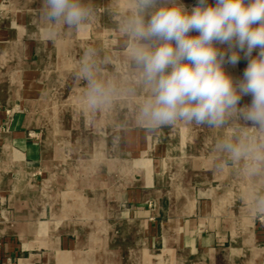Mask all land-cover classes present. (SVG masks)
<instances>
[{
    "label": "rangeland",
    "instance_id": "374dc122",
    "mask_svg": "<svg viewBox=\"0 0 264 264\" xmlns=\"http://www.w3.org/2000/svg\"><path fill=\"white\" fill-rule=\"evenodd\" d=\"M14 1L12 4V0H3V11L17 15L12 25L22 28L24 35L28 33L36 50L25 58L30 62L32 74L31 85L23 86L27 97L22 109L32 120L43 121L34 125V137L36 141L46 140L50 147L45 176L50 178L51 191L46 200H52L57 209L56 215L53 211V215L48 212L45 217L49 225L44 234L46 244L30 250V255H25L29 259L19 264H50L48 258L53 260L51 264H220L215 261L214 249L189 250L166 245L159 235L151 237L142 223L139 226L138 221H130L132 216L126 205L121 204L122 191L117 186L128 183L130 177L125 168L121 173L118 163L127 158L129 150L125 147L133 132H150L138 118L139 105L147 90L139 83V72L127 55V40L120 31L123 12L130 6V0H85L94 8L89 23L80 29L58 26L53 40L42 37L45 25L40 15L42 0ZM182 2L191 9L197 0ZM214 2L209 0L210 4ZM3 11L0 10V18ZM89 49L95 50L97 77L114 82L117 87L113 102L99 111L85 106L87 82L81 65ZM257 54L258 49L252 56ZM240 55L237 65L225 66L237 81L243 78L248 64L244 54ZM17 90L20 98L22 87ZM76 97L81 102L76 103ZM251 99L250 95L243 96L240 106L250 104ZM5 112L10 119L15 110ZM151 132L172 192H184L187 183L193 185L194 191L206 193L216 208L222 210L227 226L231 223L241 234L253 210L255 224L263 230L264 216L256 214V202L264 198V170L252 175L254 163L250 157L234 161L218 151L217 144L222 139L237 138L247 146L264 144V133L248 128L239 117L222 128L177 121ZM199 178L204 180L196 182ZM103 179H108L109 190ZM30 184V193L34 194L30 207L38 210L35 195L39 184L37 180ZM232 208H237L238 213H231ZM247 252L248 249L243 250L237 260L228 259L222 264H262L261 260L249 261Z\"/></svg>",
    "mask_w": 264,
    "mask_h": 264
},
{
    "label": "clouds",
    "instance_id": "9594fccd",
    "mask_svg": "<svg viewBox=\"0 0 264 264\" xmlns=\"http://www.w3.org/2000/svg\"><path fill=\"white\" fill-rule=\"evenodd\" d=\"M40 15L43 39L53 40L58 26L85 27L94 8L85 0H42ZM120 31L147 90L138 118L148 131L177 121L222 128L239 117L264 133V0H197L191 9L182 0H130ZM241 53L248 64L237 81L225 66L237 65ZM94 56V49L85 53L81 72L87 82L86 106L99 111L113 102L117 87L97 77ZM249 95L251 103L240 106ZM217 150L234 161L250 157L252 175L264 170V144L222 139ZM256 203V214L264 216V198Z\"/></svg>",
    "mask_w": 264,
    "mask_h": 264
},
{
    "label": "crops",
    "instance_id": "0c3cea01",
    "mask_svg": "<svg viewBox=\"0 0 264 264\" xmlns=\"http://www.w3.org/2000/svg\"><path fill=\"white\" fill-rule=\"evenodd\" d=\"M12 1V4L16 2ZM4 6L0 0V10L3 11ZM1 16L0 264H19L21 260L29 259L25 255L30 250L46 244L44 234L49 225L45 217L48 212L53 215V211L56 215L57 209L52 200H46L51 186L49 176H45L49 160L48 152L44 153L45 140L36 141L34 137V125L43 121L32 120L22 109L27 97L23 86L31 85L29 78L32 74L30 62L25 58L36 50L28 33L24 35L22 28L12 25L17 19L16 14L10 12L8 15L3 11ZM20 86L23 92L18 98L17 87ZM8 109L15 110L10 119L5 112ZM47 147L50 149L48 143ZM125 148L129 153L118 166L122 173L128 165L130 180L119 183L117 187L122 191L121 204L126 205V211L132 216L130 221H138L139 226L143 224L151 237L159 235L166 245H178L189 250L214 249L215 261L220 264L228 259L237 260L240 252L246 249L249 261L258 263L261 260L264 264V227L262 231L258 229L253 210H250L246 218L247 228L241 234L231 223L227 226L222 210L216 208L206 193L194 191L193 185L187 183L184 192H172L153 132H133L131 142ZM105 175L108 178L109 173ZM31 176H36L40 188L35 195L38 210L30 207V200L34 198L30 193V182H35ZM203 180L199 178L196 182ZM108 182V179L102 180L109 190ZM46 183H49L48 187ZM238 211L237 208L230 210L231 213ZM37 234L42 238H37ZM227 250L228 253H223ZM214 251L220 253L217 255Z\"/></svg>",
    "mask_w": 264,
    "mask_h": 264
},
{
    "label": "bare ground",
    "instance_id": "6f19581e",
    "mask_svg": "<svg viewBox=\"0 0 264 264\" xmlns=\"http://www.w3.org/2000/svg\"><path fill=\"white\" fill-rule=\"evenodd\" d=\"M62 47H63V46H62ZM63 48H64V47H63ZM65 66H66V65H65ZM65 91H66V90H65ZM118 92H119V91H118ZM146 92H147V91H146ZM144 93H145V92H144ZM120 94H121V92H120ZM85 97H86V96H84V99H85ZM119 98H120V97H119ZM80 99H81V98L76 97V98H75L76 103H78V101L81 102ZM84 99H83V100H84ZM85 102H86V101H85ZM69 104H70V103H69ZM74 105H75V104H74ZM60 106H61V105H60ZM85 106H86V105H85ZM67 107H68V105H67ZM71 107H72V106H71ZM80 107H81V106H80ZM80 107L77 106L76 108L79 109ZM116 107H117V106H116ZM74 108H75V107H74ZM85 108H86V107H85ZM85 108H84V109H85ZM58 109H59V108H58ZM78 109H76V110H78ZM87 109H88V108H87ZM73 111H74V110H73ZM70 114H71V113H70ZM72 117H73V116H72ZM64 118H65V117H64ZM64 118H63V119H64ZM64 120H65V119H64ZM64 120H63V121H64ZM70 121H71V120H70ZM73 123H74V122H73ZM65 125H66V123H65ZM67 125H68V124H67ZM67 127H68V126H67ZM61 139H62V138H61ZM45 141H46V140H45ZM47 143H48V142L46 141V142H45V145H44V153H47V152H48ZM49 148H50V147H49ZM45 155H46V154H45ZM47 158H48V157H47ZM125 168L127 169V166H125ZM48 185H49V183H46V187H47ZM51 185H52V184H51ZM176 217H177V216H176ZM120 244H121V243H120ZM122 245H123V244H122ZM117 246H118V245H117ZM122 248H123V247H122ZM111 251H112V250H111ZM122 251H123V249H122ZM107 253H108V252H107ZM112 253H114V252L112 251ZM62 255H63V254H62ZM107 256H108V255H107ZM126 256H127V255H126ZM63 257H64V256H63ZM53 259H54V258H53ZM64 259H65V258H64ZM147 260H148V259H147ZM161 260H162V259H161ZM52 261H53V260H51V259H49V258L47 259V263H50V264H51ZM138 261H139V260H138ZM54 264H56V263H54Z\"/></svg>",
    "mask_w": 264,
    "mask_h": 264
}]
</instances>
